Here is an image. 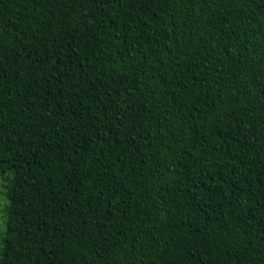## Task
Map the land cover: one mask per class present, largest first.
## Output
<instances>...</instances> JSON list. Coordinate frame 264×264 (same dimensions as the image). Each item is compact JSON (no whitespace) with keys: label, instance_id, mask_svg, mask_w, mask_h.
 I'll return each instance as SVG.
<instances>
[{"label":"trees","instance_id":"trees-1","mask_svg":"<svg viewBox=\"0 0 264 264\" xmlns=\"http://www.w3.org/2000/svg\"><path fill=\"white\" fill-rule=\"evenodd\" d=\"M0 264H264V0H0Z\"/></svg>","mask_w":264,"mask_h":264},{"label":"rangeland","instance_id":"rangeland-1","mask_svg":"<svg viewBox=\"0 0 264 264\" xmlns=\"http://www.w3.org/2000/svg\"><path fill=\"white\" fill-rule=\"evenodd\" d=\"M2 184H3V180L0 178V222L2 221L3 209H4V199L2 196Z\"/></svg>","mask_w":264,"mask_h":264}]
</instances>
